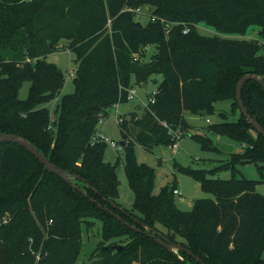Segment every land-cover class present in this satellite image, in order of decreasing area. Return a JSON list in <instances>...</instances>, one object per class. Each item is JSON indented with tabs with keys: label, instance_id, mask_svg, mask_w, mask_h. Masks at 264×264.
<instances>
[{
	"label": "trees",
	"instance_id": "trees-1",
	"mask_svg": "<svg viewBox=\"0 0 264 264\" xmlns=\"http://www.w3.org/2000/svg\"><path fill=\"white\" fill-rule=\"evenodd\" d=\"M142 7L156 21L140 27L135 10ZM201 23L217 34L202 35ZM253 26L261 44L245 38ZM62 41L75 55V91L49 107L65 73L47 56ZM150 45L157 53L146 60ZM248 74L264 78V0H0V135L25 138L82 190L20 144L0 142V220L9 218L0 227V264H77L84 227L96 220L106 245L97 247L92 264H264V196L252 180L209 177L225 168L235 173L239 163L264 169V136L237 100L238 82ZM159 75V94L144 115L134 122L118 118L135 195L128 210L118 202L117 165L105 161L106 143L92 141L109 109L128 101L133 80L143 87ZM25 81L31 87L21 99ZM242 98L264 127V86L246 82ZM219 100H230L239 119L207 130L243 150L214 170L186 169L215 196L195 200L186 212L175 204L176 185L154 194L156 171L138 162L134 146L174 144V133L183 138L191 129L186 112L210 115ZM191 136L217 149L204 134ZM126 223L148 231L144 224L184 249L169 251Z\"/></svg>",
	"mask_w": 264,
	"mask_h": 264
},
{
	"label": "rangeland",
	"instance_id": "rangeland-1",
	"mask_svg": "<svg viewBox=\"0 0 264 264\" xmlns=\"http://www.w3.org/2000/svg\"><path fill=\"white\" fill-rule=\"evenodd\" d=\"M141 13L136 14L135 20L146 25L150 21L151 8L142 7ZM198 31L205 36H214L216 30L206 24L201 23L197 27ZM259 27L253 26L249 29L245 38H249L262 43L259 34ZM235 38H244L242 36H233ZM68 41L61 42V49L47 56V61L55 63L65 73V85L58 95L57 99L50 103L49 107H55L64 95L71 94L75 91L76 63L75 55L70 53ZM146 60L157 53V47L150 45L147 47ZM144 52H146L144 50ZM156 79V80H154ZM162 78L156 76L149 84L148 89H144L142 85L137 84L133 80V89L136 95L132 100L119 103L109 109L108 114L99 122L98 130L110 140L122 145L124 135L122 134L119 124V116L125 120H130L132 113H137L138 117H142L146 110V103L151 93L158 88ZM31 87L30 81L23 82L19 96L21 99H27ZM185 118L191 129L185 134L181 140L176 141L178 149L168 146H155L148 150L140 145L134 146L136 158L139 163H145L153 167L156 171L154 194H159L162 187L176 185L182 192V201L180 196H175V204L180 210L191 211L193 203L198 199L212 198L215 199L213 193L202 188L199 180L186 171L191 168L194 170H214L223 164L231 161L234 153L243 150V146L228 137L208 132L207 127L210 124L222 122H236L239 119L238 113H233L232 102L230 100H219L215 103L214 112L207 116L185 113ZM193 134H204L212 139L216 150L203 147V144ZM105 161L117 165V178L119 182V199L118 202L125 209L132 210L135 200L126 171L124 169L125 152L122 148H114L110 144H106ZM236 172L231 168H225L209 175L213 179L230 180L234 175L238 178H246L255 182V191L264 196V181L262 171L256 163H239L236 166ZM106 242L102 239V222L95 221L91 228L84 227L82 249L79 262L77 264H92L96 257H92L98 246H104Z\"/></svg>",
	"mask_w": 264,
	"mask_h": 264
},
{
	"label": "water",
	"instance_id": "water-1",
	"mask_svg": "<svg viewBox=\"0 0 264 264\" xmlns=\"http://www.w3.org/2000/svg\"><path fill=\"white\" fill-rule=\"evenodd\" d=\"M138 25L141 27L142 24L138 22ZM254 42V40H253ZM257 81L259 82L262 86H264V78L257 75V74H248L245 75L244 77H242L240 79V81L238 82V87H237V100H238V104L240 107V111L241 113L245 116V118L247 119V121L249 123H251L253 125V127L264 136V127L253 118V116L249 113L248 109L246 108L243 98H242V91H243V86L246 82L248 81ZM144 89H147L148 86L144 85L143 86ZM199 115L201 116H207V111H201L199 112ZM138 117L137 113H132L130 116V120L132 122H134ZM0 142H14V143H18L21 146L25 147L26 149H28V151H30L37 159L40 160V162L42 164L45 165L46 169L48 171H50L51 173H54L56 175H58L59 177H61L62 179H64L66 182L73 184V186L82 191L77 184H75L73 182L72 177L69 175L68 172H66L65 170L58 168L57 166H55L53 163H51L49 161V159L43 155L42 153H40L36 147L31 144L29 141H27L25 138L18 136V135H12V134H1L0 135ZM101 206V205H100ZM122 211H124L122 208H120ZM116 218H118L120 221H122V218L120 216H118L117 214H113ZM129 227H131L134 230H138L140 232H145L146 234L154 237L156 239V241L158 243H160L161 245H163L164 247H166L169 251H177V250H183L184 247L178 243H175L165 237H163L162 235H160L158 232L151 230L149 227H147L146 225H142V227L144 229H147L148 231H144L142 229H138L137 227L130 225L128 223H126ZM152 231V234L149 233V231ZM108 248V247H106ZM119 248V247H117ZM187 252L189 253V255H193V253L190 250H187ZM198 261L202 262V260L200 258H197ZM204 264V263H203Z\"/></svg>",
	"mask_w": 264,
	"mask_h": 264
},
{
	"label": "built area",
	"instance_id": "built-area-1",
	"mask_svg": "<svg viewBox=\"0 0 264 264\" xmlns=\"http://www.w3.org/2000/svg\"><path fill=\"white\" fill-rule=\"evenodd\" d=\"M142 8H138L135 10V12L138 14V13H141V10ZM151 20L153 21H156V18L155 17H151ZM161 22H164V20H161ZM168 27V26H167ZM190 32V28L188 26H185L184 27V33H189ZM137 56V55H136ZM128 95H127V99L128 100H132L135 95H136V91L133 89V87L129 88L128 90ZM159 94V90L158 88L155 89L152 93H151V96L150 98L148 99V102L145 104L146 105V108H148L150 105L154 104L156 102V97L158 96ZM115 106H118L115 105ZM103 119L100 121V123H102ZM174 136H175V141H179L181 140L182 138V134L181 133H174ZM106 143V144H110L112 145L114 148H122V145H119L118 143H116L115 141L113 140H110L109 138H107L102 132L98 131L96 133V135L93 137V141H92V145L96 144V143ZM172 148L174 149H178V145L176 143L172 144ZM174 194L175 196H180V198H182V194L181 192L175 188L174 189ZM9 221V218L8 217H4L3 219L0 220V227L1 225L3 224H7ZM52 222V221H51Z\"/></svg>",
	"mask_w": 264,
	"mask_h": 264
},
{
	"label": "crops",
	"instance_id": "crops-1",
	"mask_svg": "<svg viewBox=\"0 0 264 264\" xmlns=\"http://www.w3.org/2000/svg\"><path fill=\"white\" fill-rule=\"evenodd\" d=\"M147 50H148V48L145 49L146 53H147ZM147 89H148V88H147ZM99 131L101 132V130H99ZM176 188L181 192V190H180L177 186H176ZM181 194H182V192H181ZM182 199H183V198H181V201H182Z\"/></svg>",
	"mask_w": 264,
	"mask_h": 264
}]
</instances>
